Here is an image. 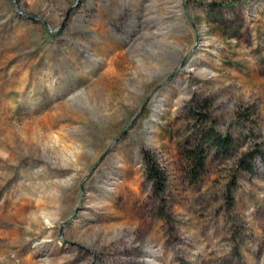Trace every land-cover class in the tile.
Instances as JSON below:
<instances>
[{"label":"rangeland","instance_id":"1","mask_svg":"<svg viewBox=\"0 0 264 264\" xmlns=\"http://www.w3.org/2000/svg\"><path fill=\"white\" fill-rule=\"evenodd\" d=\"M262 157L264 0H0V264H264Z\"/></svg>","mask_w":264,"mask_h":264},{"label":"trees","instance_id":"2","mask_svg":"<svg viewBox=\"0 0 264 264\" xmlns=\"http://www.w3.org/2000/svg\"><path fill=\"white\" fill-rule=\"evenodd\" d=\"M206 7L211 9V11L217 10V8H213V4H206ZM192 116L195 117L194 127L197 136L193 138L190 148L182 147V149L179 150V155L190 165L188 172L189 178L196 181L205 170L208 156L211 153L215 156L228 154L229 149L232 146V141L228 137L220 136L212 126L206 129L202 128L203 123L207 122V114L192 111ZM141 153L144 164L145 179L148 183H150L152 192L157 197L161 198L165 192L166 186L167 178L165 171L160 167V164L153 152L142 150ZM255 160V151H248L244 153L237 161L238 169L247 174H252V167ZM261 160L263 161L264 157H262Z\"/></svg>","mask_w":264,"mask_h":264},{"label":"bare ground","instance_id":"3","mask_svg":"<svg viewBox=\"0 0 264 264\" xmlns=\"http://www.w3.org/2000/svg\"><path fill=\"white\" fill-rule=\"evenodd\" d=\"M204 20H205V19H204ZM93 24H94V23H93ZM85 32H86V31H85ZM87 33H88V32H87ZM81 35H82V34H81ZM108 39H109V38H108ZM108 39H107V40H108ZM69 40H70V39H69ZM124 42H125V41H124ZM59 43H60V42H59ZM68 43H69V42H68ZM57 44H58V43H57ZM77 44H78V43H77ZM123 44H124V43H123ZM98 45H99V44H98ZM87 47H88V46H87ZM116 47H117V46H116ZM109 48H110V47H109ZM62 51H63V50H62ZM53 54H54V53H53ZM58 54H59V53H58ZM89 55H90V54H89ZM70 56H71V55H70ZM67 58H68V57H67ZM178 239H179V238H178ZM176 240H177V239H176ZM180 240H181V239H180ZM137 248H138V247H137ZM139 251H140V250H139ZM161 251H162V250H161ZM139 253H140V252H139ZM143 253H144V252H143ZM164 257H165V256H164ZM137 258H138V257H137ZM137 258H136V259H137ZM130 262H131V261H130ZM167 262H168V261H167Z\"/></svg>","mask_w":264,"mask_h":264}]
</instances>
